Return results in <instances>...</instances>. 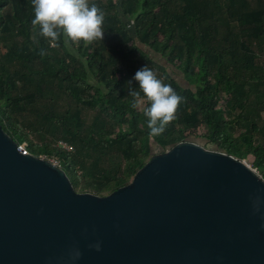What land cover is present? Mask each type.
<instances>
[{
    "label": "trees",
    "instance_id": "16d2710c",
    "mask_svg": "<svg viewBox=\"0 0 264 264\" xmlns=\"http://www.w3.org/2000/svg\"><path fill=\"white\" fill-rule=\"evenodd\" d=\"M89 3L104 13L103 35L66 45L63 34H39L31 0H0L5 129L30 152L59 158L77 190L98 195L129 184L153 145L194 140L252 161L264 179V0ZM143 65L183 98L155 136L143 114L150 102L131 79Z\"/></svg>",
    "mask_w": 264,
    "mask_h": 264
},
{
    "label": "water",
    "instance_id": "95a60500",
    "mask_svg": "<svg viewBox=\"0 0 264 264\" xmlns=\"http://www.w3.org/2000/svg\"><path fill=\"white\" fill-rule=\"evenodd\" d=\"M0 264H264V179L185 141L118 190L83 192L0 120Z\"/></svg>",
    "mask_w": 264,
    "mask_h": 264
},
{
    "label": "clouds",
    "instance_id": "9594fccd",
    "mask_svg": "<svg viewBox=\"0 0 264 264\" xmlns=\"http://www.w3.org/2000/svg\"><path fill=\"white\" fill-rule=\"evenodd\" d=\"M31 3L34 12L31 23L38 26L39 34L45 38L54 41L63 34L67 45L69 41H91L103 35L104 13L89 0H31ZM131 79L138 83L140 91L150 102L143 109L150 134H161L166 124L174 119L175 110L183 98L146 65L137 69ZM131 95L137 97L140 93L133 91ZM96 247L99 249V245Z\"/></svg>",
    "mask_w": 264,
    "mask_h": 264
},
{
    "label": "rangeland",
    "instance_id": "374dc122",
    "mask_svg": "<svg viewBox=\"0 0 264 264\" xmlns=\"http://www.w3.org/2000/svg\"><path fill=\"white\" fill-rule=\"evenodd\" d=\"M131 25H132V23H130L129 27H132ZM130 29H132V28H130ZM130 31H133V30H130ZM159 61L162 62L163 64H167V62H166L163 58H159ZM167 66H169L168 69L171 70V72L173 73V76H174V77H175L180 83H182V84H184V85H188V82H187L186 79L183 78L181 71L176 70L173 66H170V65H168V64H167ZM92 80H93V79H92ZM32 136H33V135H32ZM34 138H35V136H34ZM193 142H196V143H198V144H200V145H202V146H205V143H204L202 140H194ZM206 148H209V149H212V150H218V148L215 147L214 145H209V146L206 147ZM164 151H166V150H163L162 148H160V147L157 146V145H153V155L158 154V153H162V152H164ZM218 151H219V150H218ZM247 163H248L250 166H252V161H247ZM252 168H253V167H252ZM71 173H72V176L74 177V179H76V174H75L73 171H71Z\"/></svg>",
    "mask_w": 264,
    "mask_h": 264
},
{
    "label": "built area",
    "instance_id": "2783aa9c",
    "mask_svg": "<svg viewBox=\"0 0 264 264\" xmlns=\"http://www.w3.org/2000/svg\"><path fill=\"white\" fill-rule=\"evenodd\" d=\"M58 146L61 147V148H64L66 150H73V146L70 145L68 142L66 141H63V140H60L58 142ZM19 150L24 153V154H28L30 153L29 149H28V146L26 143H19ZM41 156L42 158L44 159H48L50 160L51 162H53L55 165H58L60 167H64L60 161L59 158L55 157V156H51L49 154H43V155H39ZM258 173V172H257Z\"/></svg>",
    "mask_w": 264,
    "mask_h": 264
}]
</instances>
